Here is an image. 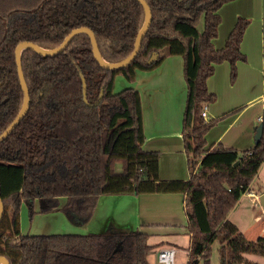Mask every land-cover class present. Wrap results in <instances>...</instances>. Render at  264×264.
<instances>
[{"label": "trees", "instance_id": "1", "mask_svg": "<svg viewBox=\"0 0 264 264\" xmlns=\"http://www.w3.org/2000/svg\"><path fill=\"white\" fill-rule=\"evenodd\" d=\"M146 1L152 25L138 57L121 71L100 67L88 35H77L52 58L30 50L22 53L31 107L0 143V197L6 210L0 224V256L11 264H151L148 256L154 246L140 231L40 236L21 232L23 203L32 214L38 202L40 213L62 211L73 225H85L99 197L125 194L185 196L192 239L188 264H211L216 240L220 264H255L246 260L247 253L264 256V238L249 240L228 219L252 190L264 163V132L261 141L244 152L222 144L208 148L207 134L220 120L201 117L203 108L217 101L207 84L217 65L228 62L230 81L237 80V64L247 60L241 44L251 21L240 17L218 50L213 41L222 23L219 10L238 0ZM144 21L138 0H0V135L24 100L15 55L20 42L52 49L73 29L87 26L103 58L118 63L132 54ZM155 53L158 58L150 62ZM172 55L183 58L188 86L183 115L188 181L160 179L159 154L142 147L140 92H114L117 76L134 82L138 70H155Z\"/></svg>", "mask_w": 264, "mask_h": 264}, {"label": "crops", "instance_id": "2", "mask_svg": "<svg viewBox=\"0 0 264 264\" xmlns=\"http://www.w3.org/2000/svg\"><path fill=\"white\" fill-rule=\"evenodd\" d=\"M219 14L222 23L219 35L213 41L218 50L224 47L240 17L249 19L251 23L241 44L247 60L237 64V80L230 82L231 66L224 62L217 65L215 73L207 81L209 90L217 96V101L208 108L207 122L220 121L208 132L206 139L211 141L210 146L222 144L225 148L244 152L256 145L257 128L260 123L264 124V0L226 3ZM114 86L115 93L127 88L140 92L145 137L142 147L145 151L159 154L160 179L188 181L190 170L183 136L188 86L184 78L183 58L172 55L155 70H138L134 82H129L123 75L117 76ZM263 193L264 163L252 183V190L245 195L258 201ZM65 201L62 199L61 205ZM184 202L182 193L101 196L91 220L85 225H73L62 211L40 213V205L35 202V214H32L29 205L22 204L20 226L29 212L37 219L35 222H45L46 225L50 221L48 228L40 232L37 230L41 226L35 225L34 231L38 234L33 235H88L126 230L144 232L148 235L149 244L154 246L148 256L149 261L156 258L158 264L157 254L164 248L174 249L176 255L184 248L189 255L192 239L186 227Z\"/></svg>", "mask_w": 264, "mask_h": 264}, {"label": "water", "instance_id": "3", "mask_svg": "<svg viewBox=\"0 0 264 264\" xmlns=\"http://www.w3.org/2000/svg\"><path fill=\"white\" fill-rule=\"evenodd\" d=\"M138 1L142 4L144 8L145 21H144L143 26L137 33L138 35L135 41L132 54L129 55L127 58L121 60V62L111 63L107 61L105 58H103L102 53L100 52L99 47H98L96 35L87 26L73 29L59 46L52 48V49H46V48L39 46L36 43L34 44L28 41H22L17 45L15 49L16 65H17V72L19 74L20 85L24 91V100L21 105L22 108L20 109L17 117L12 121V124L6 130H4L3 133L0 135V143H2L3 140L6 139L20 125V121L26 116V114L28 113L31 107L30 106V91L27 87V83L25 80V75H24L23 67H22V57H23L22 53L26 50H30L33 53L39 54L40 56L52 58L53 56L61 54L69 46L70 42L75 37H77V35H88L91 39L92 52L94 53V57L96 61L98 62V64L100 65V67L102 69H106V70L114 71V72L121 71L122 68H125L128 65H130L138 57V54L140 52L139 50L141 48L143 39L147 36V32L149 31L152 25V21H153L152 11L150 9L148 2L146 0H138ZM213 1L217 2L218 0H213ZM158 56L159 55L155 53L151 57L150 62L155 61V59H157ZM83 87H84V96H85L84 101L87 104V99H86L87 87L85 85V81H83ZM101 98L102 96L94 104L98 105V102L101 100ZM263 132H264V124L261 123L256 131V137H255L256 144L259 141H261ZM237 165L238 163L236 164V166ZM259 202H261V205L264 208V193L262 194V196L259 197ZM5 213H6L5 206L0 197V224L2 223L4 219ZM0 264H11V262L7 258L0 256Z\"/></svg>", "mask_w": 264, "mask_h": 264}, {"label": "rangeland", "instance_id": "4", "mask_svg": "<svg viewBox=\"0 0 264 264\" xmlns=\"http://www.w3.org/2000/svg\"><path fill=\"white\" fill-rule=\"evenodd\" d=\"M199 29L202 31L203 25L201 24L199 26ZM231 82V81H230ZM210 105L207 107L209 108ZM261 124V123H260ZM217 126V125H216ZM214 126V127H216ZM260 126V125H259ZM213 127V128H214ZM211 128L210 130H213ZM209 130V131H210ZM211 144V141L207 139V147L209 148ZM257 185L254 184V187ZM258 190V187H256ZM24 204V203H23ZM43 214H49V213H43ZM186 218V214H185ZM228 219L234 222L238 227L241 233L244 235V237H247L251 241H256L259 238H264V208L261 205V202L251 199L249 196L245 195V197H242L238 205L233 208L228 216ZM37 219L34 217H31V214L28 212L27 216L22 219V232L26 234H38L37 231H43L46 228H48V224L50 221L45 225L39 221L35 222ZM186 227L188 225L187 218L185 219ZM41 226L37 231H34L36 226ZM220 249V241L216 240L211 247V264H220L221 263V255L219 253ZM246 260H248L251 263L255 264H264V256L253 254V253H247L245 256ZM154 260L150 261L154 264H157L156 258H153ZM189 262V256L186 249L181 248V252H178L176 255L175 263L176 264H188ZM203 262H201L202 264ZM159 264V263H158Z\"/></svg>", "mask_w": 264, "mask_h": 264}, {"label": "built area", "instance_id": "5", "mask_svg": "<svg viewBox=\"0 0 264 264\" xmlns=\"http://www.w3.org/2000/svg\"><path fill=\"white\" fill-rule=\"evenodd\" d=\"M207 116H208V107L205 106L203 108V111L201 112V117L205 121H207L208 120ZM260 120L262 121V118ZM175 255H176V251L172 248L161 249L157 254L158 263L159 264H176L175 263V259H176Z\"/></svg>", "mask_w": 264, "mask_h": 264}]
</instances>
